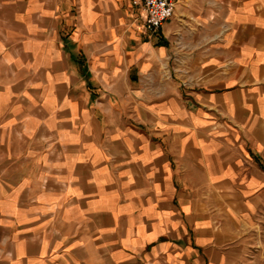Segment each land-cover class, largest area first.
Here are the masks:
<instances>
[{
  "label": "crops",
  "instance_id": "obj_1",
  "mask_svg": "<svg viewBox=\"0 0 264 264\" xmlns=\"http://www.w3.org/2000/svg\"><path fill=\"white\" fill-rule=\"evenodd\" d=\"M0 0V264H264V0Z\"/></svg>",
  "mask_w": 264,
  "mask_h": 264
},
{
  "label": "built area",
  "instance_id": "obj_2",
  "mask_svg": "<svg viewBox=\"0 0 264 264\" xmlns=\"http://www.w3.org/2000/svg\"><path fill=\"white\" fill-rule=\"evenodd\" d=\"M176 0H133L149 34H155L174 14Z\"/></svg>",
  "mask_w": 264,
  "mask_h": 264
}]
</instances>
